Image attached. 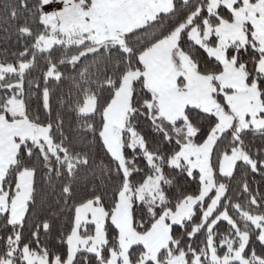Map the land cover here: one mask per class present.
Wrapping results in <instances>:
<instances>
[{"label": "snow or ice", "instance_id": "obj_1", "mask_svg": "<svg viewBox=\"0 0 264 264\" xmlns=\"http://www.w3.org/2000/svg\"><path fill=\"white\" fill-rule=\"evenodd\" d=\"M0 264H264V0H0Z\"/></svg>", "mask_w": 264, "mask_h": 264}, {"label": "trees", "instance_id": "obj_2", "mask_svg": "<svg viewBox=\"0 0 264 264\" xmlns=\"http://www.w3.org/2000/svg\"><path fill=\"white\" fill-rule=\"evenodd\" d=\"M260 178L259 177H256V180H259Z\"/></svg>", "mask_w": 264, "mask_h": 264}]
</instances>
